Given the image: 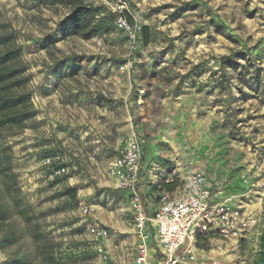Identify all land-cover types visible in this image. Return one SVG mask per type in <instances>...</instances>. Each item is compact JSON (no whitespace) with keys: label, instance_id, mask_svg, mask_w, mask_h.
Returning a JSON list of instances; mask_svg holds the SVG:
<instances>
[{"label":"rangeland","instance_id":"374dc122","mask_svg":"<svg viewBox=\"0 0 264 264\" xmlns=\"http://www.w3.org/2000/svg\"><path fill=\"white\" fill-rule=\"evenodd\" d=\"M84 2L100 8L101 26L90 39L63 36L66 6L0 0V30L22 47L37 110L7 142L22 195L59 254L85 251L78 264H101L106 240L135 251L130 198L108 183L110 163L131 137L143 144L151 195L168 189L174 171L175 187L193 171L227 184L264 161V0ZM125 11L135 38L117 25ZM57 153L69 171L50 178L44 158ZM69 187L76 200L64 193ZM85 203L113 237L90 234ZM258 237L214 238L201 249L226 264H250ZM30 247L29 237L0 245V264Z\"/></svg>","mask_w":264,"mask_h":264},{"label":"built area","instance_id":"2783aa9c","mask_svg":"<svg viewBox=\"0 0 264 264\" xmlns=\"http://www.w3.org/2000/svg\"><path fill=\"white\" fill-rule=\"evenodd\" d=\"M117 25L135 38V30L125 16L117 18ZM43 163L50 178L69 171L60 153L45 157ZM142 163L143 144L133 136L109 167L116 189L131 195L129 227L138 240L135 264H151V250L155 253L154 264H203L200 252L206 251L198 244L199 236L238 243L253 233L260 234V215L251 208L252 194L259 184L252 182L250 176L244 177L247 189L229 192L214 189L203 172L193 171L173 190H162L156 200H151L145 198L142 191ZM253 172L264 186V161L254 164ZM168 183H177L176 171ZM81 211L95 239L112 236L113 231L98 222L89 204H83ZM98 250L101 264H112L109 251L102 246ZM210 264L222 263L211 259Z\"/></svg>","mask_w":264,"mask_h":264},{"label":"trees","instance_id":"16d2710c","mask_svg":"<svg viewBox=\"0 0 264 264\" xmlns=\"http://www.w3.org/2000/svg\"><path fill=\"white\" fill-rule=\"evenodd\" d=\"M47 6H66L69 12L61 28L63 36H80L85 39L94 37L101 23L97 17L100 8L84 0H39ZM123 16L132 23V16L123 12ZM145 45L151 41L150 28L144 25L141 30ZM221 59H228L226 56ZM30 75L22 55V47L14 34L7 29L0 30V245L3 249L12 247L23 237L31 239V247L25 252H14L9 255L7 264H78L87 254L73 252L59 254L54 240L35 217L33 206L22 195L19 174L13 162V149L7 139L21 134L35 118L37 110L33 103L32 91L29 88ZM175 184H169L173 190ZM123 191V190H121ZM131 201V195L127 191ZM64 193L71 200L77 199V190L67 188ZM160 192H158L159 194ZM157 195L145 193V197L157 199ZM262 229L258 237V249L250 264H264V210L261 218ZM207 239L199 236L198 244L202 248Z\"/></svg>","mask_w":264,"mask_h":264},{"label":"crops","instance_id":"0c3cea01","mask_svg":"<svg viewBox=\"0 0 264 264\" xmlns=\"http://www.w3.org/2000/svg\"><path fill=\"white\" fill-rule=\"evenodd\" d=\"M51 123H53V125L56 126L55 121L53 122V120H52ZM113 160H112V162H113ZM111 163H110V165H111ZM253 165L250 166V168H247L246 170H244L242 172V174L240 175L239 180H236L235 182H230V183L225 184V183H221L217 180L210 179L207 175H206V177H207L208 182L211 185H213L214 189L223 188L224 190L229 191V192H240V191H243V190L248 188V184L245 183L244 177L250 176L252 182L259 184V186L255 190V192L252 194L254 201H253V204H251V208L255 209V211L260 215V218H262V213L264 210V186H262V184L259 181V179L257 178V176H255V174L253 172ZM148 171L149 170L147 169V166L142 165L141 179H142V189H144L142 191H143L144 195H145V193H147L146 185H145L146 178L150 176L148 174L149 173ZM108 176H109L108 183H110V185H112L113 187L116 188L115 179L112 176H110L109 174H108ZM145 198H147V197H145ZM147 199H150V198H147ZM106 223H108L107 220H106ZM111 237H113V236H111ZM104 240H106V239H104ZM137 242H138L137 236L133 234L132 243H134L135 251L130 252L128 250V248H125L124 241H120V243L118 245L110 246L109 241L106 240L105 245L109 246L110 258H111L112 264H135V256L137 254ZM151 251H153V250H151ZM218 257H221V256L213 257L210 254H208V252H206V253L200 252V262L203 264H210L211 259L217 260V261L221 262L222 264H226L223 261V256L221 257L222 259H220ZM150 259H151L150 263L154 264L155 263V253L154 254L150 253Z\"/></svg>","mask_w":264,"mask_h":264}]
</instances>
